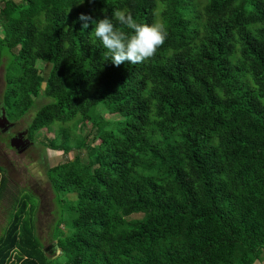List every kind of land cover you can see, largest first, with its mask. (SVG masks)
I'll return each mask as SVG.
<instances>
[{
  "label": "trees",
  "instance_id": "obj_1",
  "mask_svg": "<svg viewBox=\"0 0 264 264\" xmlns=\"http://www.w3.org/2000/svg\"><path fill=\"white\" fill-rule=\"evenodd\" d=\"M122 8L138 22L166 23L168 39L150 61H103L94 25L81 29V13L100 19ZM5 55L7 117L50 98L29 135L62 123V144L50 145L66 154L64 124L92 130L77 138L73 159L47 169L72 229L59 223L54 234L65 256L48 255L25 195L0 236V264L263 258L264 0H0V65ZM6 184L0 164V197Z\"/></svg>",
  "mask_w": 264,
  "mask_h": 264
},
{
  "label": "rangeland",
  "instance_id": "obj_2",
  "mask_svg": "<svg viewBox=\"0 0 264 264\" xmlns=\"http://www.w3.org/2000/svg\"><path fill=\"white\" fill-rule=\"evenodd\" d=\"M16 52L15 50L14 53ZM12 60L13 65H16L17 60L14 54L11 56ZM9 62L10 56L5 55L0 65V108L3 103V94L6 88V72ZM38 65L45 69L44 74H48L50 64L39 61ZM13 72L16 73V70L14 69ZM49 100L50 98L46 96L36 97L33 107L23 116L16 119L14 116L9 115L8 121L14 122L0 131V164L4 167L7 178V184L0 197V236L5 231L11 213L14 207L17 206V202L21 198H24L25 195H28L32 198L28 210L34 218L36 233L48 255L51 253V245L53 242L57 243L54 239V234L58 224L61 223L60 227L64 231L66 230L65 225L70 228V231L72 229L66 220V218L69 219V216L65 207L63 206L61 208L58 196L51 185L47 169L66 159H73L76 153L79 152V150L74 148L77 138H86L87 134L92 130L91 122L78 123L76 127L74 122L64 124L63 127L71 129L70 145L73 148L68 154L62 150L54 149L50 145V139L53 138H55L57 144H62L63 142L60 134L62 123L60 122H55L49 129H41L31 137L28 127L37 109ZM6 112L10 111L7 109L4 113L6 114ZM105 116L108 118L112 116L118 118V116L110 113H106ZM19 131H27L26 134L32 141L22 153H19L10 145L11 137ZM81 157L83 160L86 159L84 151H82ZM66 198L68 200L75 199L76 194L70 193L61 197L64 204L68 203ZM140 217H142V213L132 214L129 218ZM60 219L66 220L67 222L64 224ZM262 260V262L256 261L253 264H264V255Z\"/></svg>",
  "mask_w": 264,
  "mask_h": 264
},
{
  "label": "clouds",
  "instance_id": "obj_3",
  "mask_svg": "<svg viewBox=\"0 0 264 264\" xmlns=\"http://www.w3.org/2000/svg\"><path fill=\"white\" fill-rule=\"evenodd\" d=\"M156 15L159 17V13ZM78 19L83 22L81 29H87L89 22L94 25V36L106 49L102 60L110 61L117 67L125 62L136 65L150 61L169 36L168 27L162 19L156 18L151 23L138 22L128 8L115 9L111 15L105 12L100 19L81 13ZM49 255L61 258L65 253L58 243L53 242Z\"/></svg>",
  "mask_w": 264,
  "mask_h": 264
},
{
  "label": "water",
  "instance_id": "obj_4",
  "mask_svg": "<svg viewBox=\"0 0 264 264\" xmlns=\"http://www.w3.org/2000/svg\"><path fill=\"white\" fill-rule=\"evenodd\" d=\"M46 83L43 82V88H45ZM27 131H22L11 137L10 145L14 147L19 153H22L31 144L30 138L26 137Z\"/></svg>",
  "mask_w": 264,
  "mask_h": 264
},
{
  "label": "flooded vegetation",
  "instance_id": "obj_5",
  "mask_svg": "<svg viewBox=\"0 0 264 264\" xmlns=\"http://www.w3.org/2000/svg\"><path fill=\"white\" fill-rule=\"evenodd\" d=\"M2 109H3V106L1 105V108H0V131L4 130V128L6 126H8L10 123L14 122V121L13 122L12 121H8V117H7V115H5L4 109L3 110ZM19 132H21V131H19ZM19 132L15 133V135L18 134ZM26 137H28L27 134H26Z\"/></svg>",
  "mask_w": 264,
  "mask_h": 264
},
{
  "label": "crops",
  "instance_id": "obj_6",
  "mask_svg": "<svg viewBox=\"0 0 264 264\" xmlns=\"http://www.w3.org/2000/svg\"><path fill=\"white\" fill-rule=\"evenodd\" d=\"M16 1H21V0H16ZM262 259H263V258H262ZM262 259H260V260H256V261L262 262V261H263ZM256 261H255V262H256ZM255 262H254V263H255Z\"/></svg>",
  "mask_w": 264,
  "mask_h": 264
}]
</instances>
